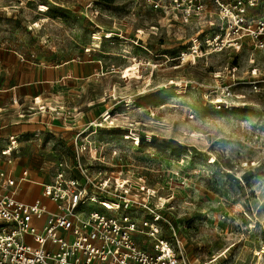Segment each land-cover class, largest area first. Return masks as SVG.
<instances>
[{
	"label": "rangeland",
	"instance_id": "1",
	"mask_svg": "<svg viewBox=\"0 0 264 264\" xmlns=\"http://www.w3.org/2000/svg\"><path fill=\"white\" fill-rule=\"evenodd\" d=\"M219 12L215 0H0V108L36 126L7 163L51 182L63 162L83 180L82 132L97 150L81 162L110 192L96 196L141 203L129 212L142 247L167 240L184 264H264V94L240 83L264 50L210 45ZM55 65L73 76L35 85L38 97L31 84L5 90ZM228 83L242 98L217 109Z\"/></svg>",
	"mask_w": 264,
	"mask_h": 264
},
{
	"label": "built area",
	"instance_id": "2",
	"mask_svg": "<svg viewBox=\"0 0 264 264\" xmlns=\"http://www.w3.org/2000/svg\"><path fill=\"white\" fill-rule=\"evenodd\" d=\"M215 1L220 8L219 29L207 42L222 50L251 40L264 50V0ZM253 74L240 83L264 94V62ZM236 85H222L215 108L237 106L242 94L236 92ZM81 135L75 137V154L83 180L66 176L68 164L60 162L52 181L42 184V197L28 202L18 197L20 183L28 179L27 170L19 178L0 175V264H184L181 247L167 240L156 238L150 251L136 241L140 231L129 211L141 206L137 199L96 196L99 190L110 192L99 187L82 164L83 153L96 152L97 147L78 142ZM18 147V137L12 136L1 154L17 152ZM142 207L148 209L145 204ZM155 233L156 228L148 236L155 238Z\"/></svg>",
	"mask_w": 264,
	"mask_h": 264
},
{
	"label": "crops",
	"instance_id": "3",
	"mask_svg": "<svg viewBox=\"0 0 264 264\" xmlns=\"http://www.w3.org/2000/svg\"><path fill=\"white\" fill-rule=\"evenodd\" d=\"M47 68L54 71L56 73V76L46 78V79L43 78L40 80L31 79V83H21V84L19 83L5 90L12 91V90L25 87V85L27 84H31V98L38 97V96H35V92L32 91L35 85L41 82H45L46 84L61 83L64 79H67L68 77L73 76V74L67 71L63 65H55V66L47 67ZM5 109L6 108H0V175L19 178L22 174V171L27 170L28 179L20 183L18 197L25 201L31 202L36 197H42V184L47 183V182L37 180L39 177L36 176V174L33 175L34 178H31V172L29 171V168L26 166L18 165V160H20V158L12 162L15 168H13L14 166H10V164L7 163V159L10 158V155L12 154L15 155V154L20 153V146H22V141H21L22 136H24V134L28 132L32 133L34 129H36V126L33 124V121H31L32 115L29 116L27 114L19 113V115L14 116V120H6L5 114H7L8 111H5ZM12 136L18 137V146H19L18 150L17 152H11L9 155L3 156L1 154V151L9 143V140ZM43 201L46 204L50 205L51 208L53 209L55 208L54 205L50 203L48 199L43 198ZM28 240L31 241V238H28Z\"/></svg>",
	"mask_w": 264,
	"mask_h": 264
},
{
	"label": "bare ground",
	"instance_id": "4",
	"mask_svg": "<svg viewBox=\"0 0 264 264\" xmlns=\"http://www.w3.org/2000/svg\"><path fill=\"white\" fill-rule=\"evenodd\" d=\"M107 37H112L111 32L108 33ZM94 39H96V40H101L100 33H96L95 36H94ZM103 39H104V37H103ZM130 101H131V100H130ZM217 218H218V217H217Z\"/></svg>",
	"mask_w": 264,
	"mask_h": 264
}]
</instances>
